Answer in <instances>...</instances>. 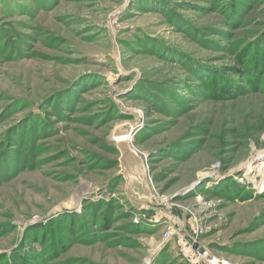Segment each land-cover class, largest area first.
<instances>
[{
    "label": "rangeland",
    "instance_id": "rangeland-1",
    "mask_svg": "<svg viewBox=\"0 0 264 264\" xmlns=\"http://www.w3.org/2000/svg\"><path fill=\"white\" fill-rule=\"evenodd\" d=\"M203 251L264 264V0H0V264Z\"/></svg>",
    "mask_w": 264,
    "mask_h": 264
},
{
    "label": "built area",
    "instance_id": "built-area-1",
    "mask_svg": "<svg viewBox=\"0 0 264 264\" xmlns=\"http://www.w3.org/2000/svg\"><path fill=\"white\" fill-rule=\"evenodd\" d=\"M202 256L206 259L207 264H227L225 261L216 256H211L208 251H203Z\"/></svg>",
    "mask_w": 264,
    "mask_h": 264
},
{
    "label": "bare ground",
    "instance_id": "bare-ground-1",
    "mask_svg": "<svg viewBox=\"0 0 264 264\" xmlns=\"http://www.w3.org/2000/svg\"><path fill=\"white\" fill-rule=\"evenodd\" d=\"M114 141L116 142V143H118V144H125L126 143V141L128 142V143H130L131 142V136H130V132H125V133H121V134H119V135H117V136H115V138H114ZM127 144V143H126ZM74 201V200H73ZM78 201V200H77ZM75 204V203H74ZM78 204H79V202H78ZM77 206V205H76ZM75 206V207H76Z\"/></svg>",
    "mask_w": 264,
    "mask_h": 264
},
{
    "label": "water",
    "instance_id": "water-1",
    "mask_svg": "<svg viewBox=\"0 0 264 264\" xmlns=\"http://www.w3.org/2000/svg\"><path fill=\"white\" fill-rule=\"evenodd\" d=\"M125 166L129 167L127 164H125ZM130 168V167H129Z\"/></svg>",
    "mask_w": 264,
    "mask_h": 264
}]
</instances>
